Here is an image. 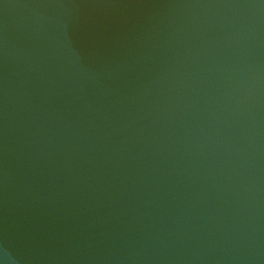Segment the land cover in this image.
Here are the masks:
<instances>
[{"label": "water", "instance_id": "1", "mask_svg": "<svg viewBox=\"0 0 264 264\" xmlns=\"http://www.w3.org/2000/svg\"><path fill=\"white\" fill-rule=\"evenodd\" d=\"M3 264H264V0H0Z\"/></svg>", "mask_w": 264, "mask_h": 264}, {"label": "clouds", "instance_id": "2", "mask_svg": "<svg viewBox=\"0 0 264 264\" xmlns=\"http://www.w3.org/2000/svg\"><path fill=\"white\" fill-rule=\"evenodd\" d=\"M0 264H3V261H0Z\"/></svg>", "mask_w": 264, "mask_h": 264}]
</instances>
